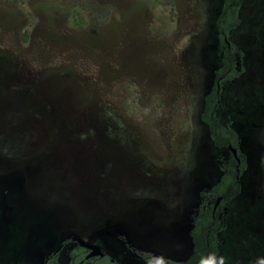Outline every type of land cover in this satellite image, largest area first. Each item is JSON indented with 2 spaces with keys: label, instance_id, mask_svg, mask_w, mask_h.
<instances>
[{
  "label": "rangeland",
  "instance_id": "rangeland-1",
  "mask_svg": "<svg viewBox=\"0 0 264 264\" xmlns=\"http://www.w3.org/2000/svg\"><path fill=\"white\" fill-rule=\"evenodd\" d=\"M221 4L0 0V264L69 232L109 231L103 245L121 249L124 234L158 254L189 228L221 174L200 120L221 64ZM240 17L244 72L218 114L247 168L217 264H264V0H244Z\"/></svg>",
  "mask_w": 264,
  "mask_h": 264
},
{
  "label": "trees",
  "instance_id": "trees-1",
  "mask_svg": "<svg viewBox=\"0 0 264 264\" xmlns=\"http://www.w3.org/2000/svg\"><path fill=\"white\" fill-rule=\"evenodd\" d=\"M243 1L223 0L215 25L224 50L221 64L214 71L213 86L204 96L200 113V120L207 127L214 147L221 150L216 157L221 175L215 184L199 193L198 212L190 230L193 248L189 258L176 261L153 252L138 251L155 264H200L202 257L214 254L217 258L222 253L223 233L228 228L227 205L241 194V177L247 168V155L241 148L237 130L232 123H225L218 117L224 84L236 80L244 72V51L230 40L231 31L237 29L242 22L240 10ZM230 147L236 149L239 161L230 151ZM218 199L219 204L214 210Z\"/></svg>",
  "mask_w": 264,
  "mask_h": 264
},
{
  "label": "flooded vegetation",
  "instance_id": "flooded-vegetation-1",
  "mask_svg": "<svg viewBox=\"0 0 264 264\" xmlns=\"http://www.w3.org/2000/svg\"><path fill=\"white\" fill-rule=\"evenodd\" d=\"M233 31H231V33ZM231 33L230 40L234 42L231 38ZM217 206H214V210L217 208ZM110 235L112 236L114 234L109 231H106L104 234L102 233L97 235L93 233L89 236H82L79 233L69 232L65 234L66 237L61 240L60 244L53 251L41 253L39 256H18L14 259L16 260L14 264H133L129 262L127 258H121L119 255H117V253H126L134 257L137 260L136 264H155L153 261H150L148 258H145L138 253L139 250L146 252L150 251L135 247L124 234L120 237H117V239H121L120 242L123 243L122 249L115 247L111 244H109L107 248L103 244L107 243L105 239H107L106 237H109ZM73 237H79L87 243L96 245L97 247H99L100 251H95L92 248L80 245L77 241L73 240ZM220 256L221 255H219L218 257L220 258Z\"/></svg>",
  "mask_w": 264,
  "mask_h": 264
},
{
  "label": "crops",
  "instance_id": "crops-1",
  "mask_svg": "<svg viewBox=\"0 0 264 264\" xmlns=\"http://www.w3.org/2000/svg\"><path fill=\"white\" fill-rule=\"evenodd\" d=\"M195 215L196 213H194V217ZM194 217L192 218V221L189 224V228L184 229V227H180L175 232L176 234L174 236H171L169 239H167L168 240L167 243L169 244L168 246L162 245L161 246L162 251H160V249H157L158 254L176 261H185L189 258L193 248L192 239L189 233L192 228V222ZM143 249L150 250L149 248H143ZM222 253L223 254L225 253L224 243L222 246ZM218 258L216 259V261H218Z\"/></svg>",
  "mask_w": 264,
  "mask_h": 264
},
{
  "label": "water",
  "instance_id": "water-1",
  "mask_svg": "<svg viewBox=\"0 0 264 264\" xmlns=\"http://www.w3.org/2000/svg\"><path fill=\"white\" fill-rule=\"evenodd\" d=\"M222 4H223V0H222ZM222 4H221V8H222ZM221 8H220V10H221ZM220 10H219V13H220ZM219 13H218V15H219ZM218 15L216 16V18H215V21H216V19H217V17H218ZM215 21H214V25H215ZM215 28H216V25H215ZM216 30H217V28H216ZM217 33H218V31H217ZM215 71V70H214ZM213 79H214V72H213ZM212 86H213V81H212ZM212 88V87H211ZM210 88V89H211ZM210 89H209V91H210ZM208 91V92H209ZM207 94V93H206ZM205 94V95H206ZM203 103H204V100H203ZM203 108V107H202ZM208 130V129H207ZM209 133V132H208ZM210 137V136H209ZM210 140H211V138H210ZM212 141V140H211ZM214 146V145H213ZM242 148V147H241ZM230 150H231V152L233 153V155H234V157H236L237 158V160L239 161V158H238V156H237V151H236V149L235 148H233V147H230L229 148ZM218 166V165H217ZM219 168V167H218ZM220 170V169H219ZM220 173H221V171H220ZM221 175V174H220ZM218 181V180H217ZM216 183V182H215ZM214 183V184H215ZM212 186V185H211ZM210 186V187H211ZM209 188V187H208ZM205 189V188H204ZM203 190V189H202ZM200 193V192H199ZM219 204V199L216 201V204H215V207L217 206ZM197 212H198V210H196V215H197ZM195 215V216H196ZM195 218V217H194ZM193 221H194V219H193ZM192 226H193V222H192ZM192 229V228H191ZM190 234V233H189ZM191 237V236H190ZM73 240H75V241H77L80 245H82V246H85V247H88V248H92V249H94L95 251H100L99 250V247H97L96 245H93V244H90V243H87V242H85L84 240H82L81 238H79V237H73Z\"/></svg>",
  "mask_w": 264,
  "mask_h": 264
},
{
  "label": "clouds",
  "instance_id": "clouds-1",
  "mask_svg": "<svg viewBox=\"0 0 264 264\" xmlns=\"http://www.w3.org/2000/svg\"><path fill=\"white\" fill-rule=\"evenodd\" d=\"M200 264H217L214 254H209L207 257H202Z\"/></svg>",
  "mask_w": 264,
  "mask_h": 264
}]
</instances>
